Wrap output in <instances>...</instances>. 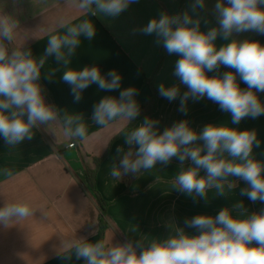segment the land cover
Masks as SVG:
<instances>
[{
  "label": "clouds",
  "instance_id": "9594fccd",
  "mask_svg": "<svg viewBox=\"0 0 264 264\" xmlns=\"http://www.w3.org/2000/svg\"><path fill=\"white\" fill-rule=\"evenodd\" d=\"M84 16H103L115 19L138 0H65ZM205 0H193L191 14L169 15L161 12L138 29L144 35H154L155 44L168 55L180 58L175 62L172 75L188 90L180 94V86H157L159 95L174 101L179 97L178 111L187 113V101L205 97L217 103L223 112L230 113L231 124L238 125L244 118L255 119L264 115V103L257 92L264 93V45L256 40L232 39L219 48L217 38L229 40L234 33L255 32L264 35V0H217L214 12L218 27L201 31L200 11ZM208 23V21H204ZM18 22L0 15V137L9 147L32 140L34 129L44 125H59L70 141L89 139L88 127L82 115L61 111L46 103L39 84L41 69L46 58L54 56L66 70L62 80L70 86L75 102L91 84L105 91L121 89L122 77L116 70L102 75L96 66L73 70L68 67L83 35L95 36L93 23L85 18L72 23V18L61 17L49 29L48 44L43 56L33 58L31 50L14 47ZM221 66L235 71L209 76ZM54 75V72L49 74ZM237 76L246 85L242 89ZM135 87L119 91V97L105 96L93 105L92 120L106 128L116 120L127 124L140 115L135 99ZM159 121L145 118L141 124L125 131V143L117 153H124L119 164L111 166L109 175L119 180L124 175H137L141 170H152L159 163L167 166L173 159L180 162L181 170L173 181L174 188L195 198L208 199V190L216 196H225V188L232 190L229 177L242 179L248 187L240 195L253 203H264V162L253 156L254 147H260L256 130H238L225 124H208L200 132L193 130L188 121L174 123L158 130ZM202 141L201 146L195 142ZM138 146V147H136ZM135 148V150H133ZM190 160L193 166L184 168ZM203 170L205 175L201 176ZM0 174L11 177L13 170L0 168ZM37 211L28 201L5 203L0 207V225L12 224L32 217ZM235 213V215H233ZM185 228L195 229L190 235ZM135 231V229H132ZM138 249H142L138 251ZM65 260L82 259L85 264H264V209L248 214L242 202L223 208L216 216L196 215L185 219L184 227H173V234L163 240L128 241L113 245L100 239L89 242L86 238L63 240L56 253Z\"/></svg>",
  "mask_w": 264,
  "mask_h": 264
},
{
  "label": "crops",
  "instance_id": "0c3cea01",
  "mask_svg": "<svg viewBox=\"0 0 264 264\" xmlns=\"http://www.w3.org/2000/svg\"><path fill=\"white\" fill-rule=\"evenodd\" d=\"M193 0H138L132 3L119 17L84 16L65 0H0V15L18 22L17 35L13 43H5L11 50L21 46L31 50L33 58L44 55L48 44V32L61 17L72 18V23L89 19L95 27V36L89 40L83 35L69 68L82 70L96 66L102 75L116 70L122 77L121 89L135 87L139 105L150 99V81L157 90L160 83L166 87L180 86L182 95L188 89L180 85L172 75L177 55H168L163 47L155 44L154 35H144L138 31L161 12L169 15L189 11ZM226 2V0H225ZM217 0H205L206 7L200 11L201 31L218 27L214 5ZM208 23H204V21ZM236 40H256L264 45V35L255 32L234 33L229 40L217 38V48ZM65 66L57 63L54 56L46 58L41 69L39 84L46 103L59 109L61 113L82 115L87 124L89 139L70 141L59 125L40 126L34 129L32 140H25L15 147L5 144L0 137V168L13 170L11 177L0 174V207L5 203L28 201L37 209L32 217L8 227L0 225V264H85L75 256L70 260L56 253L63 240L86 238L89 242L100 239L117 245L131 241H142L145 246L152 239L163 240L173 234V227H184L185 219L196 215L216 216L223 208H231L242 202L248 214L264 209V203H253L247 196L240 195L248 185L239 178L229 177L235 185L232 190L225 188L226 195L216 196V190H208V199L195 198L174 188L173 181L181 170L180 162L173 159L167 166L157 164L152 170L135 176L124 175L119 180L110 177L111 166L119 164L123 156L117 153L125 143L126 121L116 120L106 128H101L92 120L93 105L105 96L119 97V91H105L91 84L82 93L79 102L74 101L70 86L62 80ZM234 69L221 66L218 73ZM54 72V75H49ZM242 89L247 85L237 76ZM264 103V93H256ZM179 97L169 101L159 96L157 111L149 117L159 121L160 133L174 123L186 120L189 126L200 132L206 125L225 124L238 130H256L260 147L253 149L256 160L264 162V115L255 119L244 118L238 125L231 124L230 113L220 110L219 105L207 97L187 101V113L178 111ZM73 143L74 148H68ZM202 141L195 142L201 146ZM138 147V146H136ZM135 150V148H133ZM96 172V188L101 198L109 204L105 221L107 227L99 235V211L88 193L85 170L94 168V161L100 159ZM193 166L190 160L183 167ZM205 175L203 174L201 176ZM235 215V213H233ZM132 229H135L133 231ZM190 235L198 234L195 229L185 228ZM142 249H138L140 251Z\"/></svg>",
  "mask_w": 264,
  "mask_h": 264
},
{
  "label": "trees",
  "instance_id": "16d2710c",
  "mask_svg": "<svg viewBox=\"0 0 264 264\" xmlns=\"http://www.w3.org/2000/svg\"><path fill=\"white\" fill-rule=\"evenodd\" d=\"M144 83L149 86V90H150V94H151L150 99L147 103L139 105L140 106V115L135 120L131 121L128 124L127 130L132 128L138 122L144 120L145 118L151 117L157 111V104H158V100H159L160 95H159L158 91L152 86L150 81L144 80ZM106 155H107V153L103 157H101L100 159H96L94 161V168L92 170H90L88 168L85 170V177H86L87 186H88V193H89L91 199L93 200L96 208L99 211V223L98 224H99V235L100 236H102L104 230L107 227V223L105 221V216H106V211H107L109 204L101 198L100 194L97 191V188H96V172H97V168H98L100 162L105 158Z\"/></svg>",
  "mask_w": 264,
  "mask_h": 264
},
{
  "label": "built area",
  "instance_id": "2783aa9c",
  "mask_svg": "<svg viewBox=\"0 0 264 264\" xmlns=\"http://www.w3.org/2000/svg\"><path fill=\"white\" fill-rule=\"evenodd\" d=\"M74 147H75V145L73 143H71V144L68 145V148H70V149H72Z\"/></svg>",
  "mask_w": 264,
  "mask_h": 264
},
{
  "label": "rangeland",
  "instance_id": "374dc122",
  "mask_svg": "<svg viewBox=\"0 0 264 264\" xmlns=\"http://www.w3.org/2000/svg\"><path fill=\"white\" fill-rule=\"evenodd\" d=\"M203 174V170H201V172H200V175H202Z\"/></svg>",
  "mask_w": 264,
  "mask_h": 264
}]
</instances>
